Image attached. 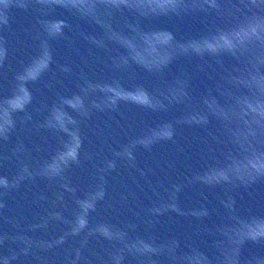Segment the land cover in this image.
Listing matches in <instances>:
<instances>
[{
	"label": "water",
	"instance_id": "water-1",
	"mask_svg": "<svg viewBox=\"0 0 264 264\" xmlns=\"http://www.w3.org/2000/svg\"><path fill=\"white\" fill-rule=\"evenodd\" d=\"M0 264H264V0H0Z\"/></svg>",
	"mask_w": 264,
	"mask_h": 264
}]
</instances>
